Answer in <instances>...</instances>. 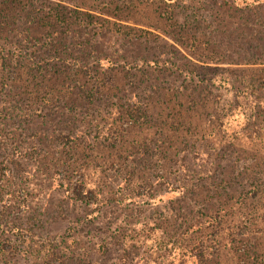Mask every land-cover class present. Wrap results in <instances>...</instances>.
Segmentation results:
<instances>
[{
  "label": "trees",
  "instance_id": "16d2710c",
  "mask_svg": "<svg viewBox=\"0 0 264 264\" xmlns=\"http://www.w3.org/2000/svg\"><path fill=\"white\" fill-rule=\"evenodd\" d=\"M184 151L209 168L188 189L204 196L161 240L183 252L156 264H264V0H0V264L69 262L79 232L37 246L34 197L95 202L113 167L118 189L176 209L151 191Z\"/></svg>",
  "mask_w": 264,
  "mask_h": 264
},
{
  "label": "rangeland",
  "instance_id": "374dc122",
  "mask_svg": "<svg viewBox=\"0 0 264 264\" xmlns=\"http://www.w3.org/2000/svg\"><path fill=\"white\" fill-rule=\"evenodd\" d=\"M20 84L19 80L14 83L15 86H20ZM91 109L93 113L97 111L105 112L99 107H92ZM233 126L231 120L227 125V134H231ZM32 128L30 130H33ZM23 146L25 145L23 144ZM213 149L214 146L211 144L210 147L205 148L204 152L207 155L213 152ZM193 152L195 153L194 150ZM193 152L191 156L184 151L180 161L176 165H172L173 167L169 171L166 163L160 165L159 176L155 179V181L158 180L157 184L153 186L151 191L153 197L158 196L160 193H171L170 198L173 199L176 209H173L168 198H165L158 205L152 203L149 199L148 186L141 187L135 193L118 189L119 179L113 176L115 171L117 174L118 169L116 170V167H113L108 172L100 167L109 176L106 178L108 187L103 191L107 194L102 196L103 203L102 199L95 202L91 201L88 204L76 203L66 197L67 195L63 196L61 194L63 190L58 193L51 192L49 197L46 194L37 195L31 205L33 213L26 215L28 218L23 222L30 224V222L36 220L33 234L37 236V246H41L44 241L47 243L56 242L57 237L66 234L70 228H75L79 232L81 237H79V241H76L73 257L70 258L69 262L56 264H84V259L87 262L86 264H89L90 261H92V264H156L162 262L163 256L167 258V262H170L177 254L183 252L184 245H178L179 243H176L175 239L169 244H165L162 243V238L166 236V232L178 236L183 229L187 228L188 222H190L186 215L187 212L199 210L198 207L193 206L191 201L193 199L199 201L204 196L202 194L204 191L196 193L188 191L203 175L202 172L205 169L209 170L206 166L199 168V165L203 164L200 163V158L194 155ZM221 154H223L222 151L216 153L214 157L218 156L215 160H218ZM141 159V164L144 163L148 168H155L157 164H160L158 158H150L149 154H145ZM98 164L100 165V162ZM180 165H183V169L179 175L176 169ZM213 170H217L216 166ZM216 174V179L213 178L214 181L206 182L210 193L215 191L212 184L218 185L221 179L219 170ZM59 178L61 179L62 176H59ZM183 190L187 195L188 202L183 205V215L181 214L180 217L182 210L180 209V203L177 202L178 198L175 196ZM125 194H135V198L128 197L129 199L122 200L123 197L127 198L121 196ZM119 199L122 200V203L118 201ZM5 211L0 210L1 213ZM21 211L23 210H15L11 213L12 218L10 217V220L14 222L13 217L18 218ZM57 211H63L67 217L56 219L58 216ZM166 216H170L171 220L168 221V224L172 227L166 229V231L153 229V222ZM93 220L95 221L93 222ZM84 234H88L89 237H84ZM209 244L210 241L207 242V245ZM87 254L88 257L86 258ZM34 262V259L29 258L28 260H17L16 264H33ZM228 264H230V261Z\"/></svg>",
  "mask_w": 264,
  "mask_h": 264
}]
</instances>
